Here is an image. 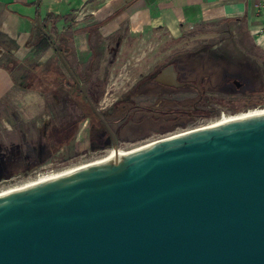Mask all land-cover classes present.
<instances>
[{
    "label": "water",
    "instance_id": "95a60500",
    "mask_svg": "<svg viewBox=\"0 0 264 264\" xmlns=\"http://www.w3.org/2000/svg\"><path fill=\"white\" fill-rule=\"evenodd\" d=\"M0 264H264V115L0 195Z\"/></svg>",
    "mask_w": 264,
    "mask_h": 264
},
{
    "label": "rangeland",
    "instance_id": "374dc122",
    "mask_svg": "<svg viewBox=\"0 0 264 264\" xmlns=\"http://www.w3.org/2000/svg\"><path fill=\"white\" fill-rule=\"evenodd\" d=\"M241 27L197 25L178 37L169 36L166 32L128 27L110 36L94 30L87 39V45L76 44L74 47L72 33L65 30L70 57L66 61L80 83H85L87 90L95 95L98 110L107 120L114 121L110 126L120 133L118 148L127 150L201 127L217 118L220 112L235 114L264 106L263 77L238 78L240 81L234 78L240 83L236 85L231 77L221 79L219 62L215 60L218 59L216 54H229L227 50L237 52L238 44L243 45L244 31ZM237 37L241 39L238 41ZM82 46L83 52L79 50ZM211 48L214 49L210 51ZM205 52L209 54L207 57L203 56ZM203 58L210 61L207 62L210 68L205 71L214 70L216 76L220 75V81L216 79L213 82L218 92L206 94L213 102L216 100V111L209 116L190 119L182 126L152 123L147 108L164 110L168 103L156 89H149L154 86L151 78L169 63L179 69H183L182 64L192 69L200 65ZM87 75L89 79L84 82ZM71 87L73 79L69 71L55 56L37 70L31 85L29 82L25 85L23 80L15 89L16 93L0 103V190L39 173L99 158L113 149L111 146L102 152H86L84 149L90 146L91 137L87 126L82 132L84 120L79 123L75 138L52 152L53 137L50 134L57 127L64 128L66 134L70 124L82 117L77 108V105L81 106L82 99L79 101L71 95ZM183 93V90L178 91L175 96ZM83 133L86 135L81 139ZM83 143L87 144L85 148Z\"/></svg>",
    "mask_w": 264,
    "mask_h": 264
},
{
    "label": "crops",
    "instance_id": "0c3cea01",
    "mask_svg": "<svg viewBox=\"0 0 264 264\" xmlns=\"http://www.w3.org/2000/svg\"><path fill=\"white\" fill-rule=\"evenodd\" d=\"M207 24L242 26L244 31L237 52L227 50L230 55L223 52L215 59L221 79H264V7L259 0H0V103L16 93L23 80L31 85L49 59H60L54 48L43 50L44 43L38 45L43 27L47 38L68 48L65 30L72 33L74 47L87 45L94 30L110 36L128 27L178 37L193 26ZM68 56L65 59L70 60ZM195 80L198 74L188 78Z\"/></svg>",
    "mask_w": 264,
    "mask_h": 264
},
{
    "label": "flooded vegetation",
    "instance_id": "af4514ba",
    "mask_svg": "<svg viewBox=\"0 0 264 264\" xmlns=\"http://www.w3.org/2000/svg\"><path fill=\"white\" fill-rule=\"evenodd\" d=\"M213 49L214 48H211L209 50L211 51ZM208 55L209 54H207V52L203 54L204 57H207ZM215 56L218 58L217 54ZM207 62L210 61L203 58L201 62L202 64L200 63V65H198L197 63L198 66L193 67L192 69L187 68L186 66H184V64H182L183 69H179L176 65L169 63L165 65L158 73H156L154 77L151 78L152 84H154V86H151L149 89H156V91H158L164 96V98H166L165 101L168 103L167 108H165L164 110L156 109L155 107L147 108L150 113L149 118L151 119L152 123H159L161 124V126H163L164 124L167 126H182L186 124L190 119H193L195 117L199 118L209 116L211 113H214L216 111V108L214 106L216 100H214L213 102V99L211 97L206 96L207 93L211 94L218 92V90L215 88L216 86H213V82H215L217 79L215 71H205L206 69L210 68V66L207 65ZM211 62L213 61L211 60ZM170 65L173 66V69L176 72V86L162 84L155 80L156 76L163 69L167 68ZM69 73L73 79V87H71L70 92H72L73 96H76H74V98H79V101L80 99H82V101H80L81 106L77 105L76 103L75 104L77 105V108L79 109L82 117L86 115V117L82 121L85 120V129L87 126V130H89V136L91 137L90 146L88 148H85L84 150H86V152L88 153L90 152V150L92 152H102L107 147L112 146V148H114V140L116 142V147L118 148L120 133H118L117 131H113L110 126L111 123H114V121L107 120L103 113H101L96 107L95 95L92 92H89L86 86L87 95L85 96L80 89V86L83 83H80V81L75 77L74 73L71 70H69ZM197 74L198 80H195L193 82L188 81V78L190 76ZM228 78L230 77H227V79ZM231 79L234 84H240L237 83V81L235 82V79L233 77H231ZM181 90H183L184 93L181 96L176 97L175 94ZM86 112H88V114H86ZM91 112L95 116V120L91 118ZM96 112H98L100 116L105 120L108 127L113 132L114 137L109 133L108 128L99 119ZM75 123L76 122L70 124L68 131L69 141L75 138V134L77 132ZM105 141H108V143H105Z\"/></svg>",
    "mask_w": 264,
    "mask_h": 264
},
{
    "label": "bare ground",
    "instance_id": "6f19581e",
    "mask_svg": "<svg viewBox=\"0 0 264 264\" xmlns=\"http://www.w3.org/2000/svg\"><path fill=\"white\" fill-rule=\"evenodd\" d=\"M255 115H264V106L263 107H258V108H252V109L246 110L244 112H239V113H235V114H227L225 112H220V114H219V116L217 118L209 121L207 124H205V125H203L201 127H213V126L220 125V124H223V123H227V122H230V121H233V120L244 119V118H248V117L255 116ZM201 127H198V128H201ZM195 129H197V128H195ZM82 130H83L82 132H84L86 130L85 129V125H83ZM190 130H193V129H189V130H186V131H190ZM183 132H185V131H182V132H179V133H175V134L170 135V136H176L177 134H180V133H183ZM85 135L86 134L83 133L81 135V139ZM170 136H168V137H170ZM163 139L164 138L153 140V141L141 144V145H139L137 147L130 148V149H127V150H124V149L122 150L120 148H117V149L113 148V149L107 151L105 155H103V156H101L99 158H95V159H92L90 161L83 162V163H80V164H77V165L68 166V167L62 168V169L57 170V171L39 173L35 177L30 178L28 180H25V181L21 182L20 184L10 185V186H7V187L1 189L0 190V195H5V194L10 193V192L18 191V190L24 189L26 187H30L32 185L45 183V182L54 180V179H56L58 177H61L63 175H66V174H69V173H73L75 171H79L81 169H84L86 167H89V166H92V165H95V164H98V163H101V162L112 161L115 158L127 156V155H129L131 153H134L135 151H138L140 149H143L145 147L153 145V144H155V143H157V142H159V141H161ZM82 146L85 148L87 146V144L83 143Z\"/></svg>",
    "mask_w": 264,
    "mask_h": 264
},
{
    "label": "trees",
    "instance_id": "16d2710c",
    "mask_svg": "<svg viewBox=\"0 0 264 264\" xmlns=\"http://www.w3.org/2000/svg\"><path fill=\"white\" fill-rule=\"evenodd\" d=\"M52 15H48L46 18H50ZM43 34L42 37L39 39L40 41L38 42V45H42L44 43V49L43 50H47L48 48H54V52L56 55H58L60 57V60H62V63L65 64V66H67V61L65 59L66 53L69 52V48L64 47V45L62 44H55L51 41L50 38H47L45 36L46 30L43 27ZM70 70V69H69ZM89 79V75H87L84 79V82H86ZM71 95L73 96L72 92ZM75 96V95H74ZM73 96V97H74ZM76 97V96H75ZM86 114H88V112H86ZM91 118H93L94 120L96 119L95 116L93 115V113H90ZM86 117V115H84L83 117L79 118L75 125H76V129L79 125V123ZM64 128L62 127H57V130L55 132H53V134H50V137H53V141H52V145L50 146V148L52 149V152H54L56 149L62 147L63 145H65L66 143L69 142L68 139V132H66V134L63 132Z\"/></svg>",
    "mask_w": 264,
    "mask_h": 264
},
{
    "label": "built area",
    "instance_id": "2783aa9c",
    "mask_svg": "<svg viewBox=\"0 0 264 264\" xmlns=\"http://www.w3.org/2000/svg\"><path fill=\"white\" fill-rule=\"evenodd\" d=\"M259 6H260L261 8L264 7V0H259Z\"/></svg>",
    "mask_w": 264,
    "mask_h": 264
}]
</instances>
